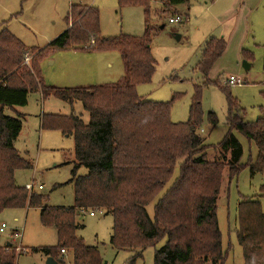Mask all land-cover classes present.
<instances>
[{
    "label": "trees",
    "instance_id": "16d2710c",
    "mask_svg": "<svg viewBox=\"0 0 264 264\" xmlns=\"http://www.w3.org/2000/svg\"><path fill=\"white\" fill-rule=\"evenodd\" d=\"M159 1L169 12L170 7L188 0ZM152 2L119 0L121 6H143L147 31L141 37L103 36L99 10L80 5L71 8L70 27L42 50L27 48L7 29L0 31V212L41 209V223L54 227L58 236L57 246L34 249L47 258L57 260L64 250L72 253L73 264H104L98 248L86 245L77 235V217L98 211L113 215L114 248L138 250L127 264H136L146 249L156 248L163 240L164 246L155 250L154 264H225L228 252L223 250L217 204L225 169L230 179L236 176L244 152L233 130L257 148V161L250 164L251 173H264V117L245 122L244 110L230 92V131L217 147L222 160L208 159L210 148L198 133L202 123L200 95L185 123L171 121L169 103L143 100L138 95L137 86L149 83L157 67L151 50ZM71 47L117 50L124 63V77L116 84L100 86L47 85L39 61L51 48ZM226 48L223 38L206 43L198 65L205 79ZM29 54H34L31 68L23 65ZM245 57L249 61L251 54L245 53ZM31 92H39L43 100L54 96L70 104L78 101L89 113L88 124L75 114L43 116V129L59 130L75 142V166L70 181L74 188L73 207H50L47 195L29 192L15 183V172L32 169L33 164L14 146L24 116H8L5 110L26 106ZM210 121L216 123L212 116ZM81 168L87 174H79ZM151 204L153 216L147 209ZM237 239L244 264H264V212L258 200L244 198L239 204ZM6 249L12 250V244ZM17 257L13 251L6 253L0 247V264H16Z\"/></svg>",
    "mask_w": 264,
    "mask_h": 264
},
{
    "label": "rangeland",
    "instance_id": "374dc122",
    "mask_svg": "<svg viewBox=\"0 0 264 264\" xmlns=\"http://www.w3.org/2000/svg\"><path fill=\"white\" fill-rule=\"evenodd\" d=\"M235 2L188 0L170 7L168 12L159 0H153L149 24L157 67L149 83L137 86L143 100L171 105L173 123L188 121L194 100L200 95L202 123L198 133L210 148L209 160L223 159L217 147L230 131L228 92L244 110L245 122L253 123L264 117V0H237V6ZM79 5L99 10L100 30L105 37H141L147 31L143 6H121L119 0H0V31L7 29L27 48L42 50L70 27L71 8ZM171 14L183 16V22L170 23ZM222 38L227 42L226 51L205 79L198 68L203 48L211 39ZM51 49L39 61L42 77L49 86L116 84L125 75L122 56L117 50ZM245 53L251 54L249 61ZM29 57L30 64L24 60L23 65L31 68L34 54ZM245 62L250 65L249 69L245 68ZM231 76L241 78L243 83L230 85ZM5 114L24 116L22 131L14 146L33 164L32 169L15 172L16 185L32 184L33 189L27 190L47 195L50 207H73L74 188L70 181L75 166V142L59 130L43 129V116L75 114L88 124L89 113L78 101L70 104L54 96L43 100L39 92H31L26 106L6 109ZM211 116L216 123H211ZM232 132L244 149L242 166L231 179L225 169L217 214L223 250L228 252L225 264H244L237 239L238 207L244 198H250L258 200L264 212V173H251L250 164H255L258 156L255 144L238 131ZM178 173L179 169L175 177ZM79 174L85 175L87 170L81 168ZM55 185L59 187L54 190ZM153 208L154 204L147 207L151 216ZM40 213L39 208L0 212V228L6 225L5 231L0 232V247L6 253L13 251L18 255L16 264H46V255L34 249L58 245L56 229L44 226ZM77 224L80 226L78 237L86 245L98 248L104 264H127L138 252L111 245L114 219L109 212L95 211V216L90 211L80 214ZM8 243L12 244V250L6 249ZM164 244L165 240L156 248L146 249L136 264H154L155 250ZM56 259L60 264H73L70 251L59 253Z\"/></svg>",
    "mask_w": 264,
    "mask_h": 264
},
{
    "label": "built area",
    "instance_id": "2783aa9c",
    "mask_svg": "<svg viewBox=\"0 0 264 264\" xmlns=\"http://www.w3.org/2000/svg\"><path fill=\"white\" fill-rule=\"evenodd\" d=\"M206 1H213V0H206ZM169 22L170 23H182L183 22V18L181 17V16H179V15H177V16H175V17H171L170 19H169ZM25 63L26 64H30V57H29V55H27L26 57H25ZM24 63V64H25ZM243 83V80L241 79V78H239V77H235V76H231L230 77V80H229V84L230 85H232V86H234V85H241ZM26 188L28 189V190H32L33 189V185L32 184H28V185H26ZM43 187L42 186H40V189H42ZM90 215L91 216H95V212H93V213H90ZM5 229H6V225L5 224H2V226H1V228H0V232H4L5 231ZM15 237L17 238H21V235L20 234H15ZM63 254L64 253H66L64 250H62L61 251Z\"/></svg>",
    "mask_w": 264,
    "mask_h": 264
},
{
    "label": "water",
    "instance_id": "95a60500",
    "mask_svg": "<svg viewBox=\"0 0 264 264\" xmlns=\"http://www.w3.org/2000/svg\"><path fill=\"white\" fill-rule=\"evenodd\" d=\"M177 39L179 40L180 39V36H178ZM244 66H245L246 69H249L250 68V65L248 63H246V62L244 64ZM8 245H10V244H8ZM46 264H59V263L54 258L48 257L47 258V261H46Z\"/></svg>",
    "mask_w": 264,
    "mask_h": 264
},
{
    "label": "crops",
    "instance_id": "0c3cea01",
    "mask_svg": "<svg viewBox=\"0 0 264 264\" xmlns=\"http://www.w3.org/2000/svg\"><path fill=\"white\" fill-rule=\"evenodd\" d=\"M238 5V2H237V0H236V2H235V6H237ZM180 39H181V37H180ZM151 50H152V45H151ZM59 87V86H58ZM59 88H64V87H59ZM8 244H10V243H8ZM57 262L60 264V262L57 260Z\"/></svg>",
    "mask_w": 264,
    "mask_h": 264
}]
</instances>
